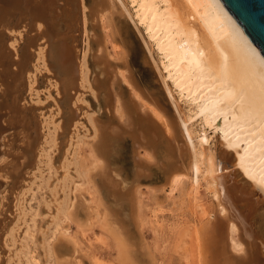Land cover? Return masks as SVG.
Wrapping results in <instances>:
<instances>
[{
    "label": "bare ground",
    "instance_id": "1",
    "mask_svg": "<svg viewBox=\"0 0 264 264\" xmlns=\"http://www.w3.org/2000/svg\"><path fill=\"white\" fill-rule=\"evenodd\" d=\"M115 1L119 3L123 13L136 27L138 33L141 31L140 27L144 28L148 41L154 45L160 56L159 62H156L143 34H139L157 72L165 98L176 115V127L179 133L176 132L173 124L175 122L170 120L171 117L168 119L158 100L155 101L152 97L154 100L149 99L152 103L147 101L134 87L135 84L128 75L114 68L109 69V62L104 61L103 57L97 58V61L102 62L107 81L113 78L118 82V79H122V83L131 89L133 99L137 101L134 105L145 107L139 110L143 111L141 116H137L142 117L143 123L145 121V124L147 123L146 140L156 142L154 138L158 135L156 129H159L165 138L164 148L170 153L166 160L176 158L174 166L166 171L170 190L180 186L190 172L192 188L195 190L202 180L216 203L217 210L210 215V220L189 226L193 264H264V205L260 203L264 201L263 56L220 0H130L134 8L133 14L122 0ZM84 2L83 0H0V177L13 179L10 185H7L6 180H0V215L6 211L7 198L20 187L19 185L22 186L20 181L24 174H29V168L36 163L35 155L39 152L40 157L47 156L48 169L51 159H54L51 153L50 159L48 150L44 153V147L39 145L43 138H41L42 134L46 132L39 130L42 121L40 122L32 107H28L30 105L20 103L25 87L27 86L29 91L34 89L32 85L35 77H38L36 74L40 67L58 74L59 81L50 79V85L56 90L61 87L65 96L71 94V88L78 90L79 86L87 89L89 85L91 77L88 78L90 73H88L85 49L78 54L80 50L76 49L79 43L76 42L78 35L75 34L81 31L84 41L86 40L88 7ZM97 13L94 15L96 16ZM99 13V17H96L98 20L103 21L108 17L106 11ZM107 13L110 14L111 10ZM16 34L23 35L25 43L21 48H16L18 46L13 45L16 41L12 40L13 43L11 42L10 45L14 49H10L6 45V42H9L7 39L10 36L15 37ZM114 47L119 46L114 45ZM124 60L127 59L124 57ZM94 81L96 82L97 78ZM111 87H113L112 82L105 87V93L103 90L105 104L112 107L120 119H123L121 99L118 93L112 94L114 89ZM173 91L179 95L178 99L193 106L194 110L190 114L183 116ZM74 98L80 99L78 94ZM74 111L73 118L78 115L76 110ZM92 118L94 121V117ZM193 121H199L202 125L195 141L192 136ZM95 124L99 125V123ZM73 126L76 131V124ZM204 126L213 128V132L218 134V144L214 149L209 147ZM101 128L99 126L100 130ZM94 130L97 131L96 127ZM97 132L99 135V130ZM176 134L180 135H178L180 139ZM50 139L48 140L51 141ZM80 142L81 139H76L73 159L78 154ZM49 145H54V141L52 140ZM173 152L175 156H171ZM151 156L147 153L145 157L151 158ZM28 178L25 177L26 180ZM6 186L8 189H5ZM14 195L16 196L17 193ZM14 202L12 201V206ZM56 206V213L50 222L51 227L46 230L47 233H42L41 239L37 238L38 208L28 210V219L22 221L24 228L22 226L21 235L17 233L18 237L14 235L18 228L15 230L16 227L13 225L8 227V222L3 216L0 217V253L4 247H7L8 254L12 251V261L9 264H70L62 260L59 252L61 244L55 242L57 241L55 239L59 233L61 234V229L65 228H62L63 224L72 220V211L66 202ZM24 214H26L25 210ZM39 247L41 250H38ZM74 248L77 249L75 245ZM1 261L0 256V264ZM4 263L6 264V261Z\"/></svg>",
    "mask_w": 264,
    "mask_h": 264
},
{
    "label": "rangeland",
    "instance_id": "2",
    "mask_svg": "<svg viewBox=\"0 0 264 264\" xmlns=\"http://www.w3.org/2000/svg\"><path fill=\"white\" fill-rule=\"evenodd\" d=\"M83 1L88 7L86 10L88 19L86 40L84 41L81 33L75 32L78 35L76 42H79L76 49H80L78 54L85 49L88 73H90L88 78L91 77L89 78V85H87V89L79 86L78 90L71 88V96L69 94L65 96L61 87L56 90L50 85L53 79L59 81L58 74L52 70L46 71L45 68L43 70V67H40L36 74L38 77H35L38 80L34 79L32 85L34 89L29 91L27 86L25 87L23 91L25 94L23 93V99L20 100L22 101L20 103L30 105L28 107H32L38 119L40 118V122L42 121L39 130L41 132L46 130V132L42 134L41 138H43H40L42 143L39 142V145L44 147V153L48 150L50 159L52 155L54 159H51L53 162L50 161V169H48L47 156L41 155V158L39 152L35 155L36 163L33 164L34 166L32 165L33 168H29L30 171L28 170L30 175L25 173L22 178L23 182L28 176L31 179L28 178L29 181L26 180L25 183L20 181L23 187L19 185V189L16 188L15 193L13 191L7 198L6 211L3 213L5 216L2 214L0 217L3 216L4 220L8 222V227L13 225L16 227L15 230L18 228L14 234L15 237H18L24 228L22 221L28 219V210L38 208L36 216L37 238L41 239L42 233H47L51 227L50 222L56 213V205L66 202L72 211V220L63 224L62 228H65L61 229L62 232L60 231L61 234H58L55 242L61 244L59 252L62 255V260H66L70 264H193L189 226L210 220V215L217 210L215 200L212 194L206 190L202 180L195 190L192 188L189 179L190 172L180 186L170 190L166 171L174 166L176 163L174 159L176 158L166 160L170 153H167L166 148H164L165 138L160 130L156 129L158 134L154 137L156 142L145 139L147 136L145 132H148V127L146 126L147 123L145 124L146 121L143 123V119L140 117L143 111H139L145 107L135 106L137 101L133 99L131 89L122 83V79H118V82L113 78L107 81L102 62L97 61L103 57L104 61L110 63L109 69L114 68L128 75V78L135 84H133L134 87L147 101L158 100L162 111L165 112L168 119H170L169 117L172 118L170 120L175 122L173 124H175L176 132L179 133L176 127V115L167 98H165L164 90L146 52L141 34L150 46L156 62H159L160 56L153 47L154 45L148 41L144 28L140 27L139 30L141 31L138 33L117 1ZM122 1L124 4L126 3V7L133 14L134 8L131 6L130 0ZM100 2H102L101 5ZM110 10L112 15L107 13ZM105 11L108 17L104 18L103 21L96 19L99 17V12ZM95 13L98 16H95ZM18 36L16 34L15 37L10 36L7 39L9 42H6V45L10 49H14L16 45L18 46L16 48H21L24 45L23 35ZM12 40L16 42L13 43ZM11 42L13 45L15 44L14 47L10 45ZM114 45L119 47L115 48ZM100 52H103V55ZM124 57L127 60H124ZM96 78L97 81L95 82ZM110 82L113 85L111 88L115 91H112V94L118 93V97L121 99V105H123L121 118L123 119H120L112 107L105 104L103 90L105 93V87ZM149 90H151L150 93ZM77 94L80 99L75 100L74 97ZM156 94L158 95L156 96ZM173 94L183 116L194 110L192 105L177 98L179 95L176 91H173ZM131 98L135 101L134 103ZM150 98L152 100H149ZM74 110L78 114V117H74L76 120L72 114L75 112ZM92 117H94V121ZM73 119L74 121H72ZM94 122L99 123V125ZM74 124L77 127L76 131L73 128ZM99 126L102 127V130L99 129ZM201 126L199 121L192 122L194 141L196 134L201 130ZM95 127L97 131L99 130V135L94 130ZM204 130L208 136L209 147L214 149V146L218 144V134L214 133L213 128L208 126H204ZM96 135L98 136L96 137ZM178 135L176 134L177 138L180 139V135ZM50 138L54 141L52 146L49 145L52 142ZM76 139H81V142L78 154L73 159L72 154ZM55 140H58V143ZM160 140L162 141L160 142ZM55 148L57 149L55 150ZM147 153L152 155L151 158L145 157ZM171 156H175V153H171ZM68 176L69 178H67ZM0 180H6L7 185L13 182L12 178L2 179V176ZM20 188L21 191H19ZM5 189H8V186ZM18 191L19 193L24 192L19 194ZM16 193L19 196H15ZM17 198L19 199L18 202ZM22 198L24 202H22ZM12 201L14 202L13 206L17 205V208L12 206ZM9 202L11 203L9 204ZM19 207L20 209H18ZM24 210L26 214H24ZM73 244L77 249L74 248ZM4 249L0 253L1 264H5V261L6 264H9L12 261V251H9L8 254L7 247ZM39 249L41 250L40 247ZM5 254H7L6 259Z\"/></svg>",
    "mask_w": 264,
    "mask_h": 264
},
{
    "label": "water",
    "instance_id": "3",
    "mask_svg": "<svg viewBox=\"0 0 264 264\" xmlns=\"http://www.w3.org/2000/svg\"><path fill=\"white\" fill-rule=\"evenodd\" d=\"M220 1L264 58V0Z\"/></svg>",
    "mask_w": 264,
    "mask_h": 264
}]
</instances>
